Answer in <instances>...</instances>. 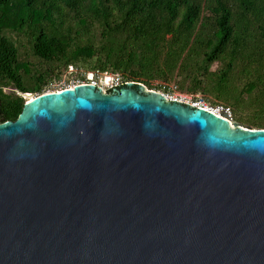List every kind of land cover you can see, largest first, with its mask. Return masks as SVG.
Returning <instances> with one entry per match:
<instances>
[{"label":"water","instance_id":"95a60500","mask_svg":"<svg viewBox=\"0 0 264 264\" xmlns=\"http://www.w3.org/2000/svg\"><path fill=\"white\" fill-rule=\"evenodd\" d=\"M0 124V264H264V129L126 83Z\"/></svg>","mask_w":264,"mask_h":264},{"label":"trees","instance_id":"16d2710c","mask_svg":"<svg viewBox=\"0 0 264 264\" xmlns=\"http://www.w3.org/2000/svg\"><path fill=\"white\" fill-rule=\"evenodd\" d=\"M71 65L175 83L264 129V0H0V124Z\"/></svg>","mask_w":264,"mask_h":264},{"label":"built area","instance_id":"2783aa9c","mask_svg":"<svg viewBox=\"0 0 264 264\" xmlns=\"http://www.w3.org/2000/svg\"><path fill=\"white\" fill-rule=\"evenodd\" d=\"M66 72L74 75L75 77L72 76L70 81H68L67 79H63L62 81H64V84L66 83V85L61 90L74 89L78 85H93L97 88H101L105 93V91L110 90L115 86H120L126 83H136L146 87L149 92H159L165 99L169 101H179L197 108L205 109L219 117L225 118L230 123L235 120L234 111L230 105L221 102H213L202 93L183 91L175 83H169L165 81L160 82L157 85V87L160 89L157 91L155 90L156 87H154L153 84L150 85L149 88L148 85L140 82L127 81L119 72L100 70L86 71L74 65H71L66 70ZM101 79H103V82H101Z\"/></svg>","mask_w":264,"mask_h":264},{"label":"rangeland","instance_id":"374dc122","mask_svg":"<svg viewBox=\"0 0 264 264\" xmlns=\"http://www.w3.org/2000/svg\"><path fill=\"white\" fill-rule=\"evenodd\" d=\"M81 68H83L84 70H86L84 67H81ZM67 76V77H66ZM72 76H74V75H72V74H69L68 72H66V71H64L63 72V74H62V76H61V78H55V76L51 79V81H50V84H49V86H48V88H47V90L45 91V92H52V91H58V90H61L65 85H66V83L64 84V81H62L63 79H67L68 81H70L71 80V77ZM75 77V76H74ZM62 81V82H61ZM101 82H103V79H101ZM160 82H163L162 80H158V79H156V80H153V82H152V84H153V86L154 87H156L155 88V90H159L160 88H158L157 87V85L160 83ZM68 83V82H67ZM68 85V84H67ZM149 88H150V86H149ZM144 89L147 91V92H149V90L146 88V87H144ZM12 89H6V91H8V92H10ZM32 95H34V96H32ZM32 95H29V96H25V97H27V100H28V102H30V101H32L33 99H35V96H36V94H32ZM245 128L247 129L248 127H246L245 126ZM250 129H256V128H250Z\"/></svg>","mask_w":264,"mask_h":264},{"label":"bare ground","instance_id":"6f19581e","mask_svg":"<svg viewBox=\"0 0 264 264\" xmlns=\"http://www.w3.org/2000/svg\"><path fill=\"white\" fill-rule=\"evenodd\" d=\"M33 100H34V99H33ZM33 100H32V101H33ZM30 102H31V101H30Z\"/></svg>","mask_w":264,"mask_h":264}]
</instances>
